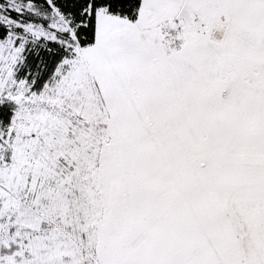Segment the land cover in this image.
Here are the masks:
<instances>
[{
  "label": "snow or ice",
  "instance_id": "1",
  "mask_svg": "<svg viewBox=\"0 0 264 264\" xmlns=\"http://www.w3.org/2000/svg\"><path fill=\"white\" fill-rule=\"evenodd\" d=\"M0 264H264V0H0Z\"/></svg>",
  "mask_w": 264,
  "mask_h": 264
}]
</instances>
